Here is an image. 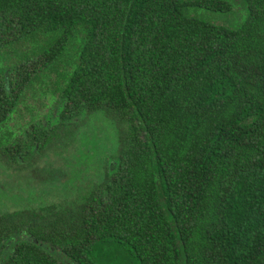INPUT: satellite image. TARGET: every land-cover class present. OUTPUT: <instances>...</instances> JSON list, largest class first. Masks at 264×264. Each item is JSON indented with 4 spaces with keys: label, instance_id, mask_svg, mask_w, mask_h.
Returning a JSON list of instances; mask_svg holds the SVG:
<instances>
[{
    "label": "trees",
    "instance_id": "1",
    "mask_svg": "<svg viewBox=\"0 0 264 264\" xmlns=\"http://www.w3.org/2000/svg\"><path fill=\"white\" fill-rule=\"evenodd\" d=\"M0 67L13 163L86 114L120 126L99 182L69 201L43 171L38 202L0 216V264H264V0H0ZM29 90L57 118L18 143Z\"/></svg>",
    "mask_w": 264,
    "mask_h": 264
},
{
    "label": "rangeland",
    "instance_id": "2",
    "mask_svg": "<svg viewBox=\"0 0 264 264\" xmlns=\"http://www.w3.org/2000/svg\"><path fill=\"white\" fill-rule=\"evenodd\" d=\"M196 12L200 18L208 22L227 27L233 26L232 28L238 25L234 22H239L242 16V13L239 12L236 17L234 14L224 15L198 9ZM32 102L29 100L28 105H31ZM47 103L48 101H44V104ZM37 110L39 111L37 115L40 118L46 108L39 107ZM21 111L23 114L25 113L23 109ZM17 115L13 119L18 121ZM28 116L27 112L23 122L28 120ZM56 118V115H53V121ZM13 119L10 126L15 128L16 122ZM23 122L21 120L18 123L22 125ZM119 129V124L111 116L104 113L86 114L73 122L71 130L61 132V139L55 141L40 154L41 158L37 160V164L44 167L47 165L48 169H53L58 176V178L56 177L57 181L60 183L64 182V185L70 183V192H68L70 201L78 197L90 183H97L103 178L104 160L115 153L119 145ZM14 131H19L18 127ZM13 168L16 169L14 166ZM50 189L53 190V187ZM64 194L51 196L49 201L53 199L57 202L64 201L66 200ZM14 210H16L14 205L6 207V211Z\"/></svg>",
    "mask_w": 264,
    "mask_h": 264
},
{
    "label": "flooded vegetation",
    "instance_id": "3",
    "mask_svg": "<svg viewBox=\"0 0 264 264\" xmlns=\"http://www.w3.org/2000/svg\"><path fill=\"white\" fill-rule=\"evenodd\" d=\"M4 72V68L0 67V75H4V78H7V75ZM33 88H37V85L35 84ZM29 100L33 101L31 105H28ZM44 101H48V103L44 104ZM39 107H41V109L43 107L46 108L45 112L41 114L40 118L38 117L39 115H37V113L39 114V111L37 110L39 109ZM22 109L25 112L24 114L21 111ZM27 112L29 115L28 120L23 122L24 115ZM15 115H17L18 117V121L16 119H13ZM53 115L52 93H49L47 91L44 93H38L36 90H34L33 92L32 90H29L25 95L24 102H18L16 110L11 114V118L16 122L15 128L14 126H10V122L12 121V119L9 122V127L14 132V140L18 143H21L22 138H25L24 143H26L28 136L24 134V130L29 129L32 123L35 124L38 122L42 123L45 126L47 125L48 128V123H53ZM21 120L24 123H22L23 126L19 124ZM17 127L19 131L16 132L14 130ZM0 135H2L1 132ZM48 146L50 145L48 144L42 149L40 147L38 148L37 146H35L33 149L31 147V156L29 155V157L26 159V162H23V159L21 157H17L15 163L10 161V158L3 154L2 151H4V149L0 150V216L11 213L9 211H6L7 206L14 205L16 206V210L14 211H18L22 209L23 202H25L26 200L31 202V204H36L38 202L36 189L39 183H43V180L42 176L39 178L37 177V174L45 171V177L48 180H51L49 181L48 185L51 186L54 177L53 169H48L47 165L46 167H44L37 164V160L41 158L40 154ZM13 166L16 169H14ZM55 177L58 178L57 174ZM29 186L30 188H36L35 192H31V190L30 192L27 191ZM13 194L14 196H12Z\"/></svg>",
    "mask_w": 264,
    "mask_h": 264
}]
</instances>
